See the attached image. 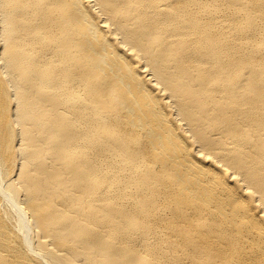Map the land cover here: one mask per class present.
Segmentation results:
<instances>
[{
	"label": "bare ground",
	"instance_id": "1",
	"mask_svg": "<svg viewBox=\"0 0 264 264\" xmlns=\"http://www.w3.org/2000/svg\"><path fill=\"white\" fill-rule=\"evenodd\" d=\"M0 264H264V0H0Z\"/></svg>",
	"mask_w": 264,
	"mask_h": 264
}]
</instances>
